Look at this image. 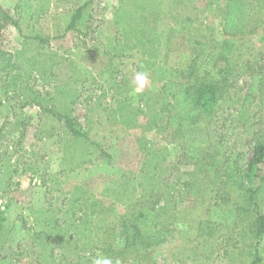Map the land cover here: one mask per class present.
Listing matches in <instances>:
<instances>
[{
  "label": "rangeland",
  "instance_id": "374dc122",
  "mask_svg": "<svg viewBox=\"0 0 264 264\" xmlns=\"http://www.w3.org/2000/svg\"><path fill=\"white\" fill-rule=\"evenodd\" d=\"M224 1L0 0V51L13 57L0 72V264H92L98 255L120 264L253 263L238 231L202 237L214 204L208 173L190 177L195 165L165 127L163 87L190 82L196 57L225 40ZM249 2L235 67L197 125L209 156H232L242 169L264 141L260 94L242 107L251 74L264 72V0ZM140 71L149 79L135 91ZM64 116L87 140L64 129ZM76 188L96 203L87 220L86 205L71 204ZM143 207L159 214L165 243L108 254L110 245L120 250L119 218ZM71 220L84 225L74 230ZM258 254L264 264V237Z\"/></svg>",
  "mask_w": 264,
  "mask_h": 264
},
{
  "label": "trees",
  "instance_id": "16d2710c",
  "mask_svg": "<svg viewBox=\"0 0 264 264\" xmlns=\"http://www.w3.org/2000/svg\"><path fill=\"white\" fill-rule=\"evenodd\" d=\"M250 10L249 0H225L221 10L225 40L211 48L200 63L199 56L196 57L190 66L191 71L188 75L190 82L170 81L163 90L164 105L167 108L165 127L174 132V141L182 148L183 158L191 165H195V171L190 177L193 179L198 171H203L208 173L205 179L211 182L214 195L210 202L214 204L209 207V219L203 224L206 228L202 229V237L208 239L223 229L228 232L238 231L242 243L255 250L256 257L252 264H261L258 249L264 237V210L263 212L260 210L264 207V141L256 140L252 148V157L246 168L242 169L232 156L226 159L209 156L207 152V147L211 146L209 138L197 127L203 114L211 112L213 106L219 103V95L223 92V83L226 82L224 76L235 67L233 59L237 46L240 38L247 32ZM79 18L80 13L74 17L71 26H74ZM181 23L186 25V29L191 25L189 19ZM12 62L13 57L10 54L0 51V72L10 70ZM256 94H260V105L263 107L261 121L264 123V72L251 74L248 94L242 104L244 109L255 102ZM64 129L69 130L77 138L87 140V134L76 127L67 116H64ZM219 182L226 190L224 193L221 188V193L216 188ZM190 186L188 184L187 188ZM76 191L71 204L75 202L85 204V211L83 205L76 208L74 204V209L80 212L83 210V218L87 220L94 214L96 203L87 199V193L82 188H76ZM75 214L76 212L73 213V217ZM159 218L155 209L144 207L137 213L120 217L117 230L113 231L117 232L114 233L115 241H118L120 250L113 251L110 245L108 251L106 249L105 251L126 258L141 250L165 243L167 233L159 230ZM71 222L74 230H80L84 225L73 220ZM80 236L81 232L78 231L77 237Z\"/></svg>",
  "mask_w": 264,
  "mask_h": 264
},
{
  "label": "clouds",
  "instance_id": "9594fccd",
  "mask_svg": "<svg viewBox=\"0 0 264 264\" xmlns=\"http://www.w3.org/2000/svg\"><path fill=\"white\" fill-rule=\"evenodd\" d=\"M148 74L146 72L140 71L135 73L134 76V85L135 91H142L147 86L148 83ZM92 264H120L119 260L113 261L112 258L98 255L93 259Z\"/></svg>",
  "mask_w": 264,
  "mask_h": 264
}]
</instances>
